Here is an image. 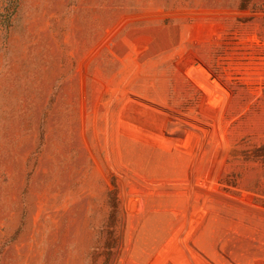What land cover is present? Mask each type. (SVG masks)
<instances>
[{
    "label": "rangeland",
    "instance_id": "obj_1",
    "mask_svg": "<svg viewBox=\"0 0 264 264\" xmlns=\"http://www.w3.org/2000/svg\"><path fill=\"white\" fill-rule=\"evenodd\" d=\"M1 16L0 264H264V0Z\"/></svg>",
    "mask_w": 264,
    "mask_h": 264
},
{
    "label": "trees",
    "instance_id": "obj_2",
    "mask_svg": "<svg viewBox=\"0 0 264 264\" xmlns=\"http://www.w3.org/2000/svg\"><path fill=\"white\" fill-rule=\"evenodd\" d=\"M9 2L15 6V4L17 3V0H9ZM14 11H15V9H13L12 13L8 17L6 16L5 19L10 20L14 14ZM0 18H2V16Z\"/></svg>",
    "mask_w": 264,
    "mask_h": 264
}]
</instances>
